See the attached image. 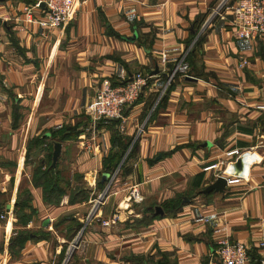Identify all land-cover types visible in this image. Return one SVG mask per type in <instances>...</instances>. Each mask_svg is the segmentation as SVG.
Returning a JSON list of instances; mask_svg holds the SVG:
<instances>
[{
    "label": "crops",
    "instance_id": "crops-1",
    "mask_svg": "<svg viewBox=\"0 0 264 264\" xmlns=\"http://www.w3.org/2000/svg\"><path fill=\"white\" fill-rule=\"evenodd\" d=\"M44 2L0 3V264H220L223 239L257 257L264 38L237 39L231 7L217 12L222 0H76L74 20L55 30L26 21L25 8ZM138 73L151 78L138 102L92 132L85 108L102 80ZM91 139L97 153L85 149ZM56 143L66 194L48 205L34 174L50 153L53 166ZM235 150L261 162L247 170L228 155ZM228 167L240 182L207 192ZM134 187L141 203L129 200Z\"/></svg>",
    "mask_w": 264,
    "mask_h": 264
},
{
    "label": "built area",
    "instance_id": "built-area-1",
    "mask_svg": "<svg viewBox=\"0 0 264 264\" xmlns=\"http://www.w3.org/2000/svg\"><path fill=\"white\" fill-rule=\"evenodd\" d=\"M75 3L76 0H45L44 8L41 7V4L34 7L28 6L24 10L26 21L31 24L36 23L44 30L63 29L76 16ZM228 6L233 12V32L237 39L256 40L264 38V0H222L217 12ZM35 8L41 12L39 17L34 14ZM150 79V76L140 73L129 78H119L116 84L111 79L104 78L91 104L85 108V113L90 118L92 132L99 123L109 124L114 120L122 121L125 110L135 105L143 90L149 86ZM94 146V139L85 143L87 151L97 153L98 151ZM228 155L236 157V163L247 170L261 162L259 156L251 150L242 152L235 150ZM234 171L232 167L225 170V173L230 176L228 179L226 178L229 185L236 184L241 180L237 176L233 177ZM129 200L136 203L142 202L143 198L140 196L137 187L132 188ZM102 204L103 197L101 196L93 210L96 211ZM0 219H5V216L2 215ZM120 219L121 216L116 214L112 220L103 222V225L105 227L115 225ZM194 222L208 223L209 220L198 217L195 218ZM217 245L216 255L220 264H264V241L258 244L259 253L254 258L251 256L250 248L242 242H231L228 239H223L217 242Z\"/></svg>",
    "mask_w": 264,
    "mask_h": 264
},
{
    "label": "trees",
    "instance_id": "trees-1",
    "mask_svg": "<svg viewBox=\"0 0 264 264\" xmlns=\"http://www.w3.org/2000/svg\"><path fill=\"white\" fill-rule=\"evenodd\" d=\"M172 86H169L165 95L161 98L160 103H163L168 96V93L170 92ZM141 97V96H140ZM140 99V98H139ZM138 102V101H137ZM136 102V103H137ZM135 103V104H136ZM117 120L112 121L110 124L113 125H118ZM100 124H104V123H100ZM137 143L134 144V148L136 147ZM130 144H128V146L126 147L125 150H127L129 148ZM124 155H122L123 157ZM122 157L118 159V161L114 164V167H118ZM51 161L48 165V167L43 170L42 167H39L38 169H36L35 174H34V182L36 183V185H40L43 188V193H44V201L46 204H52V205H57L60 203L62 197L66 194V191L63 190L62 188H60L58 182L56 181V176H55V167L52 166V154H50V158ZM78 193H83L82 190L79 189V191H77ZM77 192H73L72 193V198H71V202L73 203L76 200V196L79 195ZM182 202V201H181ZM180 203H176L174 204V209H176L177 206H180ZM17 207L18 208H25L28 207L27 202L23 203L21 201H17ZM21 211V210H20ZM17 212V216L19 218V220H23V217H21V212ZM155 216L160 217L159 214H156ZM82 228V226H79L77 229V232L80 231V229ZM32 233L31 232H20L17 236L18 239L22 240L23 242L32 238ZM15 243V240L12 239V244Z\"/></svg>",
    "mask_w": 264,
    "mask_h": 264
},
{
    "label": "water",
    "instance_id": "water-1",
    "mask_svg": "<svg viewBox=\"0 0 264 264\" xmlns=\"http://www.w3.org/2000/svg\"><path fill=\"white\" fill-rule=\"evenodd\" d=\"M7 0H0V3H5ZM137 38V35L134 36V38H132L130 41H135ZM159 69L158 67L156 68V70L154 72L151 73V76H155L159 74ZM54 153H53V167L56 166L58 159L60 157L61 151H62V144L60 143H56L54 146ZM240 165V164H239ZM109 178V174H104L103 175V181H106ZM227 185V180L223 177H220L217 182L212 185L210 188H208L207 192H211L213 190L215 191H223V189L226 187ZM159 213H162V211L159 209L158 210ZM157 212V213H158Z\"/></svg>",
    "mask_w": 264,
    "mask_h": 264
},
{
    "label": "rangeland",
    "instance_id": "rangeland-1",
    "mask_svg": "<svg viewBox=\"0 0 264 264\" xmlns=\"http://www.w3.org/2000/svg\"><path fill=\"white\" fill-rule=\"evenodd\" d=\"M50 154H51V153H50ZM50 154H48L49 156H48L47 162L45 163V164H46V168L48 167V165H49V163H50V161H51V160L49 159V158H50ZM41 160H42V159H41Z\"/></svg>",
    "mask_w": 264,
    "mask_h": 264
}]
</instances>
